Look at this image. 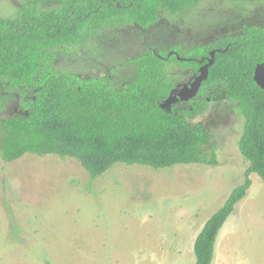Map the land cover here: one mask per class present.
I'll use <instances>...</instances> for the list:
<instances>
[{
  "label": "rangeland",
  "instance_id": "374dc122",
  "mask_svg": "<svg viewBox=\"0 0 264 264\" xmlns=\"http://www.w3.org/2000/svg\"><path fill=\"white\" fill-rule=\"evenodd\" d=\"M27 1L0 0V18L14 17ZM261 26L264 0H196L173 14L159 8L157 21L146 28L123 18L90 32L84 28L75 43L52 49L53 69L80 78L106 76L120 89L137 73V66L127 63L131 58L148 52L161 57L172 51L186 54ZM165 72L175 84L193 74L174 60L165 65ZM204 86L202 98L212 99L210 108L190 119L208 129L205 148L215 152L214 164L154 169L115 162L92 179L72 157L25 153L0 161V264H170L167 253L160 251L165 237L173 239L170 232L187 229L189 223L198 229L244 182L248 166L238 146L244 117L225 97L221 83ZM36 93L35 88H14L7 77L1 78L0 138L1 120L24 113ZM249 178L251 185L240 200L253 198L252 204L241 215L230 214L227 223L237 217L227 225L232 232L218 242L217 255L227 258V264H264V183L254 172ZM186 254L172 259L188 264Z\"/></svg>",
  "mask_w": 264,
  "mask_h": 264
},
{
  "label": "trees",
  "instance_id": "16d2710c",
  "mask_svg": "<svg viewBox=\"0 0 264 264\" xmlns=\"http://www.w3.org/2000/svg\"><path fill=\"white\" fill-rule=\"evenodd\" d=\"M53 6L28 0L14 17L0 18V80L14 88L37 90L26 111L1 120L0 161L25 153L75 158L94 179L113 163L142 164L154 169L180 163L216 162L205 146L210 134L190 117L194 108H162L175 86L165 65L172 60L194 76L215 51L202 85L219 82L225 97L244 117L239 150L248 162L245 179L205 221L194 241V264H211L219 229L251 185L250 173L264 183V89L253 73L264 61V26L244 34L226 35L178 60L148 52L127 63L137 66L132 81L114 89L106 76L80 78L53 69L54 47L73 44L82 30H96L109 20L126 19L146 28L158 19V9L173 14L196 0H57ZM261 1V0H259ZM203 58L202 61H200Z\"/></svg>",
  "mask_w": 264,
  "mask_h": 264
},
{
  "label": "crops",
  "instance_id": "0c3cea01",
  "mask_svg": "<svg viewBox=\"0 0 264 264\" xmlns=\"http://www.w3.org/2000/svg\"><path fill=\"white\" fill-rule=\"evenodd\" d=\"M252 199L253 198H248L247 197V203L245 201L246 199L238 201L235 204L234 209L231 212V215H233V213H235L236 216H237V214H239V215L243 214L242 211L246 210L248 208V206L249 207L251 206V204H252L251 203V200ZM237 205H238L239 208L236 209ZM218 208H216L212 213H210V215H208V217L206 218V220ZM231 215H229L228 218ZM236 218L237 217H235L234 219L236 220ZM205 221H204V223H205ZM227 221H225L223 223V225L221 226V228L219 229L218 234H217V237H216V240H215L213 258H212V260L214 259V263L215 264H217V263L227 264V262H229V260L227 258L226 259L225 258H222L221 259L220 256L217 255L218 242H220V238H222V237L224 238L227 234H229V233L232 232L231 229H230V227L227 226L228 223H230L232 221H230L228 223H227ZM204 223L202 225H199L198 229H196L195 231L193 230V227H194L193 224H190L189 223L187 225V229L183 228V230L180 231L182 233V236H183L180 239H177V237H176L180 233L179 231H176V232L171 231L170 232L172 234V236H173V239H168V238L165 237L164 241L161 244V246L163 245V250L160 249V251L161 252L162 251H165V253H167L166 259L169 261L170 264H179V263H175V261L180 260L177 255L179 254V257H184L185 255H187L186 253H189V255L187 256V258H189L188 259V261H189L188 264H194V262H195V254H194V256L192 255V251L194 253V250H193L194 241H195V238H196L197 234L202 229ZM173 250H175L176 252L174 253ZM174 255H175V257H174ZM172 258H174L175 261ZM211 264H212V262H211Z\"/></svg>",
  "mask_w": 264,
  "mask_h": 264
},
{
  "label": "water",
  "instance_id": "95a60500",
  "mask_svg": "<svg viewBox=\"0 0 264 264\" xmlns=\"http://www.w3.org/2000/svg\"><path fill=\"white\" fill-rule=\"evenodd\" d=\"M172 54H174L178 60L188 59L185 57H181L177 52L173 51L170 52L167 57ZM214 55L215 51L212 50L210 52V56L208 57L207 63L200 67L199 74L193 79V81L189 85L185 84L184 87L180 90L178 89L180 88L179 86L172 89L169 96L159 104L160 107L169 108L171 103H173L179 96H181L182 99L193 97V95H195L198 91L201 83L207 78L208 68L214 61ZM253 79L259 87L264 89V61L256 65L253 73Z\"/></svg>",
  "mask_w": 264,
  "mask_h": 264
},
{
  "label": "flooded vegetation",
  "instance_id": "af4514ba",
  "mask_svg": "<svg viewBox=\"0 0 264 264\" xmlns=\"http://www.w3.org/2000/svg\"><path fill=\"white\" fill-rule=\"evenodd\" d=\"M203 60V58L200 60V61H202ZM207 61H208V58L206 59ZM207 61H205V63H203L201 66H203L204 64H206L207 63ZM200 69V68H199ZM196 76H194L193 74L191 75V76H189L184 82H182V83H176L175 84V86H174V88L175 87H177V86H179L180 88H178L179 90L180 89H182L183 87H184V85L185 84H190L192 81H193V79L195 78ZM204 85H202V83H201V85H200V87H199V89H198V91L196 92V94L195 95H193V97H189L188 99H182V97L181 96H179V97H177V99H175V101L173 102V103H171V105L169 106V108H172V106H175V108H177V105H180L181 103H186V102H190V104L188 105V106H186L185 108H182V109H186V108H194V107H197L198 106V104L200 105V106H203L204 107V109H203V111L202 112H196L195 114H194V116L193 117H195L196 115H198V114H201V113H204V112H206V111H208L209 110V108H210V103L209 102H211V98L210 97H206L205 99H203L202 98V91H203V89H204ZM173 88V89H174ZM194 106V107H193ZM204 125V124H203ZM205 126V125H204ZM206 127V126H205ZM208 130V129H207Z\"/></svg>",
  "mask_w": 264,
  "mask_h": 264
}]
</instances>
